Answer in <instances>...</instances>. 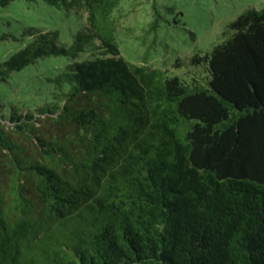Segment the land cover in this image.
<instances>
[{
    "label": "trees",
    "instance_id": "16d2710c",
    "mask_svg": "<svg viewBox=\"0 0 264 264\" xmlns=\"http://www.w3.org/2000/svg\"><path fill=\"white\" fill-rule=\"evenodd\" d=\"M44 1L85 23L69 45L28 27L0 61L1 82L72 58L48 100L0 115V264H264V5L192 56L201 85L121 55L119 0Z\"/></svg>",
    "mask_w": 264,
    "mask_h": 264
},
{
    "label": "rangeland",
    "instance_id": "374dc122",
    "mask_svg": "<svg viewBox=\"0 0 264 264\" xmlns=\"http://www.w3.org/2000/svg\"><path fill=\"white\" fill-rule=\"evenodd\" d=\"M263 5L264 0H119L111 18L124 58L145 61L187 83L206 85L205 63L194 64L192 56L208 53L228 38L232 32L229 22L237 15ZM84 23V11L44 0H12L0 5V61L29 41L28 27L55 30L58 42L69 45ZM90 52L82 51L74 59L91 57ZM71 60L65 55L46 56L12 72L0 82V115H8L13 108L33 111L37 103L48 100L52 78Z\"/></svg>",
    "mask_w": 264,
    "mask_h": 264
}]
</instances>
